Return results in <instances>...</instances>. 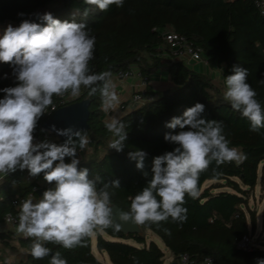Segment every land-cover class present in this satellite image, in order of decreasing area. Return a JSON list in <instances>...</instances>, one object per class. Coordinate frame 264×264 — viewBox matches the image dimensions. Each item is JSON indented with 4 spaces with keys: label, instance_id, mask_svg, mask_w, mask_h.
Listing matches in <instances>:
<instances>
[{
    "label": "trees",
    "instance_id": "obj_1",
    "mask_svg": "<svg viewBox=\"0 0 264 264\" xmlns=\"http://www.w3.org/2000/svg\"><path fill=\"white\" fill-rule=\"evenodd\" d=\"M86 8L90 9L86 18L75 14L77 9L82 13ZM44 13L61 21L86 23L95 37L94 59L90 62L93 72H110L112 77L135 69L148 84L152 73L165 65L173 84L172 90L158 97L147 86L141 94L152 99L136 109L131 107L119 118L127 131L122 152L109 148L114 137L105 127L99 91L89 97L88 90L83 89L79 98L68 103L89 99L86 132L90 142L85 150L78 151L79 167L88 168L90 178H101L98 188L105 182L119 180V188H109L111 205L125 212L130 210L131 198L152 178L154 158L176 147L164 136L180 129H170L166 123L181 117L195 103L205 106L204 118L223 122L229 146L246 156L239 166L235 162L219 166L213 162L200 175L198 198H185V222L173 223L170 218L159 224L147 222L140 225L144 235L125 236L113 226L97 230L94 234L98 251L106 253L112 264H164L165 253L155 241H147V232H151L175 259L184 254L196 263L211 258L214 264H256L258 259H264L261 247L251 252L237 247L244 236L256 230V216L250 211L248 200L258 185L259 171H264V128L251 131L250 122L223 99L225 77L232 74L234 66H242L248 69L247 82L264 107V16L255 0H124L123 7L111 5L107 11L87 5L84 0H0V27H17L25 19L43 23L39 16ZM168 28L201 50L207 66L221 71L222 83L215 84L209 75L191 69L185 61L175 60L163 38ZM12 71L9 64L0 62V89L15 86ZM3 96L0 92V98ZM57 101L58 97H54L53 105ZM47 118L46 114L40 119L36 139L62 144L65 140L54 134L44 138L42 125ZM136 149L147 154L143 170L137 169L136 161L128 156ZM65 162H70V158L66 157ZM208 182L210 185L206 186ZM51 187L54 184L47 183L43 173L33 177L27 169H17L8 175L0 184V223L7 214H18L15 199L33 195L39 200L42 196L38 190L44 192ZM12 239L13 234H0L6 246ZM32 243V238L18 239L19 246L27 252L24 264H50L51 256L35 259L31 255ZM46 246L53 253L60 252L67 264H104L93 254L91 237L72 249L52 243ZM0 264H8L1 254Z\"/></svg>",
    "mask_w": 264,
    "mask_h": 264
},
{
    "label": "clouds",
    "instance_id": "obj_2",
    "mask_svg": "<svg viewBox=\"0 0 264 264\" xmlns=\"http://www.w3.org/2000/svg\"><path fill=\"white\" fill-rule=\"evenodd\" d=\"M84 2L100 11L124 5V0ZM75 14L86 18L90 9L82 13L77 9ZM39 19L43 23L25 19L17 27L9 24L0 36V62L9 64L15 77V86L0 89L4 93L0 98V178L27 169L30 176L43 173L44 180L54 184L39 200L29 197L21 202L16 231L33 239L31 255L35 259L51 256L50 264H67L60 252L53 253L46 244L72 249L97 230L113 226L109 188H119L120 182H105L98 188L101 178H90L89 169L79 167L78 151L85 150L90 142L86 131L52 125V131L66 137L62 144L38 141L35 132L54 97L79 98L83 89L91 97L99 91L104 112H115L120 98L111 73H95L90 68L95 37L85 22L61 21L51 13ZM248 75L247 68L234 66L232 74L225 77L223 99L250 122L251 131L258 132L264 128V107L247 82ZM204 111L203 104L195 103L181 117L166 123L170 129H180L164 136L176 147L154 158L152 178L131 198L130 210L121 213V221L144 225L170 218L173 223H183L188 211L185 198H198L200 175L213 162L239 166L246 159L242 151L229 146L223 122L204 118ZM105 127L114 137L109 148L122 152L126 125L112 117ZM146 155L139 149L128 153L139 170L144 169ZM66 157L70 162H65ZM120 227L115 225L117 231ZM256 264H264V259Z\"/></svg>",
    "mask_w": 264,
    "mask_h": 264
},
{
    "label": "built area",
    "instance_id": "obj_3",
    "mask_svg": "<svg viewBox=\"0 0 264 264\" xmlns=\"http://www.w3.org/2000/svg\"><path fill=\"white\" fill-rule=\"evenodd\" d=\"M255 5L259 9V12L262 16H264V0H255ZM163 38L164 41L168 44L170 47V51L175 58V60H182L185 62H204L207 64V62L204 60L202 56V52L200 49L194 48L191 44L187 42V39L178 34L174 29L168 28L166 31L163 32ZM133 70L125 71L124 73L118 72L116 74V77L118 79H127L132 77L133 75H137L140 79L143 80L145 85L147 84L146 81L141 76L140 72L137 73ZM74 98H71L69 95H65L63 97H58V101L55 105H53L48 112L46 113L48 117H50L57 109L66 106L68 103L72 102ZM152 98H144L141 92H135L132 95L131 101L125 106L122 104L121 109L123 111L129 110L131 107L133 108L134 105L143 106L147 101H150ZM44 138H47L48 135L51 133L44 130ZM11 174V173H10ZM9 174V175H10ZM6 177L0 178V184L3 182V180ZM31 197L34 201L37 199L33 195H29L28 197H19L14 200V206L18 212L17 215H11L7 214L3 221L0 223V230L3 227L7 228H17L18 225V215H19V206L21 202L27 198ZM238 249L251 252L256 250L259 246L256 245L255 240L250 237V235L244 236L242 240L237 245ZM209 261H212V264H214L213 259L211 258H205L203 261L196 263L194 262L191 257L187 254L180 255L178 258L174 259L175 264H208Z\"/></svg>",
    "mask_w": 264,
    "mask_h": 264
},
{
    "label": "crops",
    "instance_id": "obj_4",
    "mask_svg": "<svg viewBox=\"0 0 264 264\" xmlns=\"http://www.w3.org/2000/svg\"><path fill=\"white\" fill-rule=\"evenodd\" d=\"M188 66L198 72L209 75L215 84L222 83L221 71L218 69L211 70L204 62H186ZM136 73L138 70H134ZM113 83L115 84L116 92L120 98V103L118 109L115 112H104V121L110 120L112 117L121 118L124 116L128 110L123 111L121 109L122 104L125 106L131 101L132 95L135 92H143L147 88L152 89L155 93V97L160 96L164 92L173 89V84L167 72L166 66H162L160 69L152 73L149 77L148 84L145 85L142 79H140L136 74L127 79H118L116 75L111 77ZM13 234V239L10 241V245L6 246L0 240V254L1 252H8V256L11 259L10 264H24L27 261V252L25 249L21 248L18 244L19 238H26L22 234L18 233L15 228L3 227L0 230V234ZM9 264V263H8Z\"/></svg>",
    "mask_w": 264,
    "mask_h": 264
},
{
    "label": "water",
    "instance_id": "obj_5",
    "mask_svg": "<svg viewBox=\"0 0 264 264\" xmlns=\"http://www.w3.org/2000/svg\"><path fill=\"white\" fill-rule=\"evenodd\" d=\"M89 99H84L82 101L73 102L66 106H63L57 109L50 117H48L43 125L42 129L54 134L60 140H66V137L57 135L56 132L51 130V126L55 125L57 129H64L72 127L74 130H84L88 131L89 129ZM137 105L133 106V109H136ZM43 193L42 189L38 190V194L41 197ZM112 209V220L113 227L115 228L116 224H120V232L125 236L129 235H144V231L140 225L134 223L123 222L120 220L121 213L125 212L121 210L116 205H111ZM171 264H175L174 262Z\"/></svg>",
    "mask_w": 264,
    "mask_h": 264
},
{
    "label": "rangeland",
    "instance_id": "obj_6",
    "mask_svg": "<svg viewBox=\"0 0 264 264\" xmlns=\"http://www.w3.org/2000/svg\"><path fill=\"white\" fill-rule=\"evenodd\" d=\"M8 25L9 24H5L0 27V36L3 35V32ZM209 185H210V182L206 183V186H209ZM248 202H249L250 211L254 212L256 216V230L255 232L251 231L249 235L250 237H252V239L255 240V243L257 246L264 249V171L263 169L259 171L258 185L255 188L254 193L251 194V196L249 197ZM250 229H252L251 226H250ZM150 240L155 241L157 245L159 246V248L162 249V251L165 253L164 264L173 263L175 258L172 256L169 250L164 246L161 239L155 234L151 232H147V241H150ZM127 242L130 244H133V241L131 240H128ZM96 243H97L96 235L93 234L91 236V245H92L93 254L102 263L112 264L106 253L98 251ZM1 256L7 263L9 264L11 263V259L8 256V252H4V253L1 252Z\"/></svg>",
    "mask_w": 264,
    "mask_h": 264
}]
</instances>
